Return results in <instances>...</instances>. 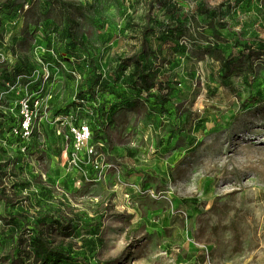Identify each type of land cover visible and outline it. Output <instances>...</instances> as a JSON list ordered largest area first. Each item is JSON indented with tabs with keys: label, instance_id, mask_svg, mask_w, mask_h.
<instances>
[{
	"label": "rangeland",
	"instance_id": "374dc122",
	"mask_svg": "<svg viewBox=\"0 0 264 264\" xmlns=\"http://www.w3.org/2000/svg\"><path fill=\"white\" fill-rule=\"evenodd\" d=\"M203 3L1 1L0 264L36 262L8 212L76 228L66 264H264V0Z\"/></svg>",
	"mask_w": 264,
	"mask_h": 264
},
{
	"label": "trees",
	"instance_id": "16d2710c",
	"mask_svg": "<svg viewBox=\"0 0 264 264\" xmlns=\"http://www.w3.org/2000/svg\"><path fill=\"white\" fill-rule=\"evenodd\" d=\"M1 1L2 0H0V4ZM206 7L208 8V10L211 8L207 4V0H204L203 6H201V10L203 12L207 11ZM68 33L70 34L71 39L75 41L77 40L76 32L72 27L69 28ZM136 72L139 79L146 85L145 89L147 92H149L155 86L158 87L159 84H157L149 76V74L145 72L143 63L140 61L136 63ZM78 99L82 101L83 105H89L92 102L99 101L97 92L89 88L81 89L78 93ZM76 105L77 107H83L82 104ZM96 119L99 123L102 124V126H105L104 119L101 118L100 113L97 115ZM90 130L94 137L99 136V130H96L93 127H91ZM0 200L5 204L6 210H8V199L1 197ZM8 213L16 222L22 224L24 228L33 227V236L31 240L35 245V264H66L64 263V248H62L61 244H59L55 240H52V238H50L51 236L47 235V232H49L51 228L55 229L54 226H56L58 232H63V234H65L64 237H72L74 236L73 233L76 228L71 229L70 231L68 228H64L62 225H60L58 221H54V225L52 223L48 224L46 222H36L35 224H32L27 216H23L22 214H12L11 212ZM83 225L85 224L83 223ZM14 241V246L9 254L10 264H15L16 261H18V249L20 248V244H22L24 241L28 243V240H25L22 236V232H19ZM75 259L80 264H90L82 254H77Z\"/></svg>",
	"mask_w": 264,
	"mask_h": 264
},
{
	"label": "built area",
	"instance_id": "2783aa9c",
	"mask_svg": "<svg viewBox=\"0 0 264 264\" xmlns=\"http://www.w3.org/2000/svg\"><path fill=\"white\" fill-rule=\"evenodd\" d=\"M34 102L32 97L27 95L21 99L20 111L22 115V124L14 131L15 136L21 139H28L31 136L34 123ZM75 137L77 139V147L83 148L89 142L92 133L88 127L75 130Z\"/></svg>",
	"mask_w": 264,
	"mask_h": 264
}]
</instances>
